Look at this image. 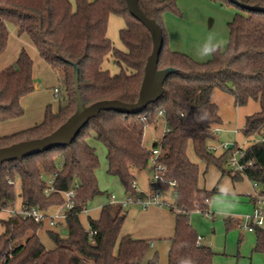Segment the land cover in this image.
I'll use <instances>...</instances> for the list:
<instances>
[{"label": "trees", "instance_id": "16d2710c", "mask_svg": "<svg viewBox=\"0 0 264 264\" xmlns=\"http://www.w3.org/2000/svg\"><path fill=\"white\" fill-rule=\"evenodd\" d=\"M213 1L233 4L238 11L228 24V44L220 45L208 60L198 61L170 47L165 14H182L177 0H140L144 14L156 20L163 31L158 68L174 69L164 81L163 94L143 111L102 110L71 144L0 163V209L14 207L19 196L21 207L49 211L64 204L65 191L75 188L76 192L75 206L62 221L67 234L47 230L55 242L52 249L39 236L44 222L11 214L2 218L0 264H139L146 258L150 240L122 234L128 212L121 203L110 200L102 206L98 218L89 217V228L82 223L81 214L88 203L103 193L96 174L100 159L90 142L92 137L106 147L108 173L119 177L126 193L132 196L139 195L133 170L148 168L153 149H160L158 160L166 168L160 188L175 196L170 204L176 217L175 234L167 264H181L186 258H191L193 264H214L216 252L202 243L191 213L196 209L208 212L217 187H200L199 165L189 157L188 146L192 142L199 158L207 165L215 164L222 176L240 179V173L226 167V152L217 155L209 149L216 138L213 130L222 122L213 92L219 88L232 93L237 105L259 102L260 110L246 116L243 134L251 141L245 147L246 159L252 160L246 176L264 185V0H237L259 8L244 7L232 0ZM111 15L125 20L120 38L126 50L117 48L107 35ZM10 24L20 34L30 36L41 57L57 72L66 95L57 111L47 107L41 123L0 136V148L43 138L76 111V68L84 106L100 100H138L153 39L147 27L131 14L126 0H0V54L8 44ZM108 55L119 64L120 72L113 74L104 69ZM33 68L34 60L25 48L14 63L0 68V122L24 115L21 99L36 87ZM199 111L207 115L202 122L196 119ZM161 118L166 129L148 147L144 142L145 126L157 124ZM233 220L228 218L227 225H234ZM90 230L96 233L91 236ZM255 232V250L264 251V227H257ZM147 264H160L158 254Z\"/></svg>", "mask_w": 264, "mask_h": 264}, {"label": "rangeland", "instance_id": "374dc122", "mask_svg": "<svg viewBox=\"0 0 264 264\" xmlns=\"http://www.w3.org/2000/svg\"><path fill=\"white\" fill-rule=\"evenodd\" d=\"M71 1L75 3V0ZM177 3L182 14L176 15L172 13V17L178 19V24L175 23L174 25L173 23L171 26L170 21L168 23L165 21V25L169 38L172 31H174V36H177L179 32L180 34L185 33V43L179 42L175 44L174 42L175 46L183 49L178 51L193 56L196 55L195 57L198 60H207L209 56L202 57L199 52L201 46L209 37L214 38L222 46L228 44L230 38L228 24L238 11L235 5L213 0H194V3L192 1H185L183 3L182 0H177ZM183 5L186 7L190 6L191 10L187 11L183 8ZM110 17L108 37L117 48L126 50L120 38V30L125 27V21L117 15H111ZM180 24L184 27H181ZM9 30L10 37L2 58L11 56L17 47H20V49L24 47L30 53L29 50H31V46L33 45L29 41L28 35H19L15 31L13 24L9 25ZM192 49L198 52V54H194ZM31 56L34 60L33 76L36 87L34 91L22 98L25 113L18 118L21 120L20 122L27 123L35 119L38 113H40V117L42 115L43 121L49 105L54 111H57L61 100L64 101V95H66L61 90V84L55 69L40 56L36 49H34V54H31ZM12 63L13 61L8 63V65ZM103 67L110 70L113 74L121 70V67L115 62L112 55H108ZM55 88L61 91L56 92ZM212 99L219 106L222 122L218 124L221 131L209 143V146L217 148L215 152L217 155L223 153L220 145L225 142L231 144L237 142L239 146L247 147L251 141L243 134L245 119L247 115L260 110L259 102L250 100L246 105H237L235 96L232 93L219 88L214 90ZM165 129L166 123L163 118L157 124H147L144 132V142L146 145L152 147L153 143L161 138ZM90 142L95 146L99 155L100 167L97 169L96 174L99 187L103 193L95 196L88 203L87 210L81 214L82 223L87 228H89V217L98 218L102 206L111 200L112 194L116 195L118 200L125 199L128 196L119 177L108 173L107 150L104 143L94 137L90 138ZM188 154L191 160L199 165L200 187L208 190L217 187V191L210 200L208 212L196 209L191 213V222L196 231L216 252L214 264H264V251L255 250V230L249 231L244 227L248 218L253 213V204L250 201V194L253 191V181L245 174H241V178L236 181L229 174L222 176L220 169L215 164L207 165L205 161L199 158L192 142L189 143ZM134 170H137L136 176L140 192H147L150 189V178L154 172L153 167L149 166L146 169L135 168ZM17 189L19 190V185H17ZM162 195L169 202L164 207L174 214L170 209V204L174 203L175 196L170 190L162 191ZM21 203V198L18 196L14 207L20 208ZM137 206L139 204L133 202L125 206V210L129 212L131 211L130 209ZM8 216V212L0 211V234L4 229L1 219ZM228 218H233L236 221L233 220L234 225H227ZM48 229L59 230L63 235L67 234V229L63 223L60 227L52 226L49 221L45 222L44 228L39 232V236L46 247L52 249L55 247V242L49 236ZM154 242L155 245L153 246L152 240H150L151 246L149 252L146 258L139 264H147L149 258L155 253L158 254L160 264L168 263L171 247L170 238L156 239Z\"/></svg>", "mask_w": 264, "mask_h": 264}, {"label": "water", "instance_id": "95a60500", "mask_svg": "<svg viewBox=\"0 0 264 264\" xmlns=\"http://www.w3.org/2000/svg\"><path fill=\"white\" fill-rule=\"evenodd\" d=\"M133 16L141 21L150 31L153 39V51L145 66L144 77L139 98L135 103H125L119 100H100L84 106L78 88L79 70H75V90L77 94L76 111L51 134L29 141H22L10 146L0 148V163L23 159L34 154L44 153L48 150L71 144L87 125L89 120L97 116L102 110H116L124 113H139L150 102L157 100L164 91L163 85L167 75L173 68L159 69V58L164 44L163 31L158 22L147 17L140 7V0H126ZM244 7L259 8L232 0Z\"/></svg>", "mask_w": 264, "mask_h": 264}, {"label": "built area", "instance_id": "2783aa9c", "mask_svg": "<svg viewBox=\"0 0 264 264\" xmlns=\"http://www.w3.org/2000/svg\"><path fill=\"white\" fill-rule=\"evenodd\" d=\"M56 92H59L58 88H55ZM147 120V117H144ZM221 131L220 127L216 126L213 130L214 134H217ZM237 143V142H236ZM236 143L231 144L229 142L222 143L220 147L223 149V152L227 153V160L226 164L228 168L233 170L234 172H238L240 174L246 175L247 168L252 164V160L246 159V151L244 147L237 146ZM209 149L213 152L217 151V148L209 146ZM160 149L155 148L153 149L152 156H151V164L153 166V175L150 178V184L153 186V192L146 195H137L132 196L128 195L127 198L118 200L116 195L111 196V200L113 202L121 203L123 206H127L130 203H138L142 206H149V205H166L167 202L163 199L162 190L160 188V181L166 174V168L164 165L159 162L158 157L160 155ZM175 181L172 182V185ZM78 184H75L77 187ZM253 192L251 194V198L253 200V213L248 218L247 222L245 223V228L249 231L255 230L257 227H264V185L260 184L258 181H253ZM65 202L64 204L57 206L49 211H43L38 207L31 206V207H7L2 208L0 211H6L11 215L14 216H21L23 219L32 218L37 222H46L52 226H59L62 221L66 217V212L71 210L75 206V197L76 192L75 188L65 191ZM96 233L95 230H90L91 236ZM92 242H95V239L92 237Z\"/></svg>", "mask_w": 264, "mask_h": 264}, {"label": "crops", "instance_id": "0c3cea01", "mask_svg": "<svg viewBox=\"0 0 264 264\" xmlns=\"http://www.w3.org/2000/svg\"><path fill=\"white\" fill-rule=\"evenodd\" d=\"M182 1H183V3L185 1H189V2L192 1L194 3V0H182ZM183 6H184L183 8H185L187 11L191 10L190 6H188V7H186L185 5H183ZM109 21H110V19H109ZM165 21L167 23L170 21L171 26L173 25V23L175 25V23L178 24V22H179L178 19H176L175 17L174 18L172 17V13H166L165 14ZM125 25H126V23H125ZM180 26L184 27L182 24H180ZM108 29H109V24H108ZM177 29H178V27H177ZM178 30H180V29H178ZM15 31H17L19 35H23V34L26 35L27 34V33L20 34L17 27H15ZM108 32L109 31H107V35H108ZM170 36H171L170 37V47L174 50H180L181 48L175 46V44H178L179 42L185 43V40H184L186 38L185 33L180 34V32H179V34H177V36H174V31H172V33L170 32ZM9 37H10V35H9ZM27 37H29L28 39H29V41H31V43L33 45V46H31V50H29L30 53L29 52L28 53L30 55L31 54L33 55L34 49H36V51H38V49L35 46L32 39L30 38V36L28 35ZM174 42H175V44H174ZM173 44H174V46H173ZM22 48H24V47H22ZM21 50L22 49H20V47H17L14 50V52H12V55L8 56L6 58H2L3 53H1L0 54V64H2V65H0L1 66L0 68L5 69L8 66H10V65H8V63H11L12 61L14 63L15 60L17 59V57L19 56ZM181 50H183V49H181ZM193 52H194V54H198V52H195L194 50H193ZM191 56L193 58H195L196 60H198L197 57H195L196 55H194V56L191 55ZM208 58H210V56L207 57V60H208ZM198 61H206V59L198 60ZM5 66H7V67H5ZM21 102H22V99H21ZM20 121H21L20 119L16 118V119H11L8 121L0 122V136L9 135V134L30 128V127L38 124V123H41L42 122V115L40 117V113H38L35 116V119H33L32 121H30L28 123L27 122H20ZM31 124H34V125H31ZM149 166H152V164L150 163ZM136 172H137V170H133V173L136 177V185H137L138 192L141 195H146V194L152 193L153 192V186L151 184H150V189L147 192H140L139 187H138V183H137ZM251 194H250V201L253 204ZM164 200L167 202L166 199H164ZM167 203H169V202H167ZM130 210L131 211H129L127 214V218H126L125 223H124L122 234H130L135 238H145V239L152 240L153 246L155 245L154 240H156V239L158 240V239L170 238V240H171V238L174 236L176 217L174 214H172L168 210V208L164 207V205H149V206L145 207V206H142L141 204H139V206L134 207ZM201 240H202V243L207 244L203 240V238Z\"/></svg>", "mask_w": 264, "mask_h": 264}, {"label": "clouds", "instance_id": "9594fccd", "mask_svg": "<svg viewBox=\"0 0 264 264\" xmlns=\"http://www.w3.org/2000/svg\"><path fill=\"white\" fill-rule=\"evenodd\" d=\"M220 48V44L214 40V38L209 37L204 44L200 48L199 54L204 56H212L214 55ZM207 118L206 113L200 112L199 115L196 117L198 122H202ZM181 264H193L191 258H186L181 261Z\"/></svg>", "mask_w": 264, "mask_h": 264}]
</instances>
